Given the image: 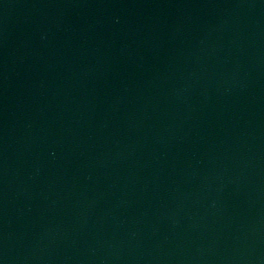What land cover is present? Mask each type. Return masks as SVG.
Masks as SVG:
<instances>
[{
    "label": "water",
    "instance_id": "obj_1",
    "mask_svg": "<svg viewBox=\"0 0 264 264\" xmlns=\"http://www.w3.org/2000/svg\"><path fill=\"white\" fill-rule=\"evenodd\" d=\"M224 264H264V226Z\"/></svg>",
    "mask_w": 264,
    "mask_h": 264
}]
</instances>
